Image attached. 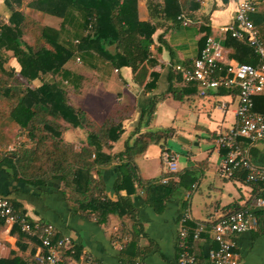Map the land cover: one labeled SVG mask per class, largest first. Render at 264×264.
Here are the masks:
<instances>
[{
    "label": "crops",
    "instance_id": "1",
    "mask_svg": "<svg viewBox=\"0 0 264 264\" xmlns=\"http://www.w3.org/2000/svg\"><path fill=\"white\" fill-rule=\"evenodd\" d=\"M197 1L198 10L181 14L195 23L183 26L182 23L161 22L151 47V59L156 65L147 69L143 84L135 80V74L129 68L117 70L106 64L96 70L74 68L81 78L79 88L70 97L91 121L100 126L115 107L127 108L122 135L117 142L111 143L110 150H104L112 161L96 165L90 174L103 187L102 194L109 200L129 198L135 209V219L106 215L98 220L88 209L75 211L58 181H50L42 188L20 181V175L2 162L10 157L8 152L29 148L28 139L17 125L4 129V133L11 135L8 146H0V199L7 200L20 215L15 213L28 223L52 225L57 237L71 238L72 253L65 256L71 264H135L137 261L177 264L182 229L188 230L186 241L190 253L205 263L209 250L217 248L210 223L235 209L250 207L255 197L261 195L255 186L245 182L244 172L237 173L232 179H223L217 173L226 152L216 146L215 140L236 125L238 90H224L225 93L220 95L218 89L200 95L197 88L195 93H189V85L182 79L175 77L170 81L169 77L176 66L190 68L207 37L214 36L223 47L224 37L219 28L234 24L240 2L252 1L264 11V0ZM138 10L139 18L147 20L144 2L139 1ZM46 21L45 25L54 28L59 25V22L57 26L53 25L57 21L54 18L49 17ZM224 50L226 56L229 55V50ZM226 59L236 62L232 58ZM152 72L159 77L156 86L147 91L145 85ZM170 86L181 99L168 93ZM163 95L164 99L156 104L152 116L145 117L153 97ZM253 101L254 112L264 116V92ZM222 105L224 111L220 109ZM169 130L167 136L164 133L158 140L142 138L143 144L147 143L146 148L140 152L134 150V157L129 160L134 165L135 178L142 180V184L138 185L136 179L133 185L128 181V189L117 194L116 166L127 160V145L133 147L142 134L154 135ZM176 136L186 138L190 145L181 144ZM63 137L76 150L90 142L81 128H67ZM239 143L248 151L254 165L264 167V142L250 144L240 139ZM165 153L178 155L176 173L165 169ZM163 178L168 179L163 184L169 186L168 192L147 184ZM181 178L186 182H181ZM252 211L256 212V228L233 237L237 264H264V212ZM185 216L189 217L186 221L183 220ZM197 223H205L206 230L199 240H194L192 232ZM11 230L12 227L0 221V259L8 258L11 253L28 257L39 252V243L31 244L25 239L17 241Z\"/></svg>",
    "mask_w": 264,
    "mask_h": 264
},
{
    "label": "trees",
    "instance_id": "2",
    "mask_svg": "<svg viewBox=\"0 0 264 264\" xmlns=\"http://www.w3.org/2000/svg\"><path fill=\"white\" fill-rule=\"evenodd\" d=\"M139 1L145 3L148 11L145 21L139 18ZM23 6L24 0H0V146H8L11 134L4 133V129L15 124L26 134L30 147L8 152L10 157L2 164L20 175V181L27 185L42 188L50 181H58L75 211L88 209L98 220L106 215L135 219L130 199L109 200L102 194L103 187L90 174L96 165L112 161L104 150H110L111 143L117 142L122 135L127 108L115 107L100 126L91 121L70 97L79 88L81 78L74 68L96 70L103 64L117 70L129 68L135 80L143 84L147 69L156 65L151 59V47L161 22L181 24L179 16L189 10H198V1L30 0L26 4L27 8L59 21L57 28L36 24L23 13ZM249 19L264 42V11L257 6ZM28 34L33 37V43L25 39ZM223 47L229 50L227 57L239 64L254 67L264 64L247 40L240 41L227 34ZM158 77L152 72L145 90L153 89ZM175 77L189 85V93L196 92L198 84L185 82L181 73L174 69L169 80ZM219 89L218 94L222 95L224 90L237 88ZM168 93L181 99L171 86ZM164 97H153L145 117L152 116L156 104ZM70 127L84 130L90 142L76 150L63 137ZM169 132L145 133L133 147L127 145V160L124 158L126 161L116 166L117 194L128 189V181L133 185L136 179L134 165L129 160L134 157V150L140 152L146 148L147 143L143 144L142 138L154 141ZM182 181L185 180L181 178ZM136 182L142 184V180L136 179ZM147 184L161 192L170 189L160 181ZM11 234L17 236V241L25 239L31 244L39 243L36 238L22 233L18 224L12 227ZM69 255L67 251L66 256ZM0 264L38 263L34 254L23 257L11 253L8 258L0 259Z\"/></svg>",
    "mask_w": 264,
    "mask_h": 264
},
{
    "label": "built area",
    "instance_id": "3",
    "mask_svg": "<svg viewBox=\"0 0 264 264\" xmlns=\"http://www.w3.org/2000/svg\"><path fill=\"white\" fill-rule=\"evenodd\" d=\"M256 7L257 4L252 1L240 2L234 24L222 26L219 28V33L223 37L230 34L240 41L247 40L254 52L264 60V42L249 19ZM179 20L183 26L192 23L184 15L179 16ZM226 57L222 45L214 36H209L190 68L176 66L175 70L181 73L185 82L197 83L200 95H206L207 92L216 91L219 88L238 89L236 125L218 135L215 140L216 146L226 152L217 173L223 179H232L238 172L244 171L245 182L255 186L261 195L255 197L250 207L233 211L210 223L209 229L217 248L209 250L205 263L200 262L190 253L186 241L188 230L182 229L179 234L177 264H237L233 237L256 228L258 221L252 209L264 211V167L254 165L249 159L248 151L239 143L240 139L247 140L250 144L264 142V116L254 112L253 109L254 97L264 92V64L254 67L229 62ZM220 109L224 111V106H220ZM163 164L167 172L176 173L178 155L165 153ZM167 180L163 178L160 182L165 184ZM0 219L10 227L18 224L22 233L38 240L39 252L35 255L38 264H71L65 257L67 251L72 253L71 238L57 237L52 225L28 223L15 213L5 199H0ZM188 219L189 217L185 216L183 220ZM205 230V223H197L192 232L194 240H199ZM135 264L143 263L137 261Z\"/></svg>",
    "mask_w": 264,
    "mask_h": 264
},
{
    "label": "rangeland",
    "instance_id": "4",
    "mask_svg": "<svg viewBox=\"0 0 264 264\" xmlns=\"http://www.w3.org/2000/svg\"><path fill=\"white\" fill-rule=\"evenodd\" d=\"M30 2V0H24V6L22 8V11L25 15H27L33 22H35L36 24H39V25H45L48 23V21H46L49 17L42 14V13H39V12H35L29 8L26 7V4H28ZM191 20V19H190ZM192 21V20H191ZM56 23H54L53 25L57 26L58 22L59 21H55ZM195 22L192 21L191 24H193ZM32 28V26H31ZM30 29V28H29ZM33 37L30 36V34H28V36H26V40L30 43H33ZM10 125H15V124H10Z\"/></svg>",
    "mask_w": 264,
    "mask_h": 264
},
{
    "label": "water",
    "instance_id": "5",
    "mask_svg": "<svg viewBox=\"0 0 264 264\" xmlns=\"http://www.w3.org/2000/svg\"><path fill=\"white\" fill-rule=\"evenodd\" d=\"M175 138H176L181 144H184V145H190V141L187 140V139L184 138V137L176 136Z\"/></svg>",
    "mask_w": 264,
    "mask_h": 264
}]
</instances>
